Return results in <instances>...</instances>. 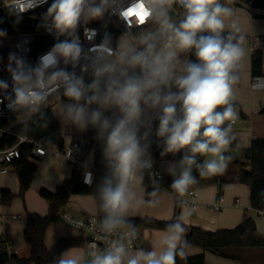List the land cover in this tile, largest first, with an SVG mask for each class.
<instances>
[{
	"label": "clouds",
	"instance_id": "clouds-1",
	"mask_svg": "<svg viewBox=\"0 0 264 264\" xmlns=\"http://www.w3.org/2000/svg\"><path fill=\"white\" fill-rule=\"evenodd\" d=\"M46 3L3 0L15 23L24 12ZM174 5L183 9L178 21L170 15ZM106 14L122 20L127 30L115 44L107 31L95 44L98 30L87 25L104 20ZM234 15V9L221 0H53L40 26L55 35L54 46L35 65L9 52L11 82L0 79V103L7 102L9 111L25 118L39 114L45 119L43 109L55 96L60 103L54 112L65 125L81 131L91 126L103 142L110 171L99 188L105 213L100 227L105 233L127 225L126 216L134 205L159 203L158 186L148 194V201L134 190L143 180L142 170L152 167L146 154L153 120H158L155 135L163 143L161 155L185 152L178 164L167 169L174 177L170 189L178 196L197 183L194 167L201 178L226 170L232 157L225 153L233 139L232 123L238 118L231 102L239 79L235 70L245 56V36ZM226 20H231L230 27ZM81 25L91 44L87 49L78 32ZM134 27L141 30L133 33ZM6 36V30L0 29V37ZM61 36L66 38L60 40ZM193 52L197 62L181 58ZM61 61L65 67H60ZM69 64L73 71L66 70ZM78 66L81 75L75 71ZM84 73L91 76L90 82ZM47 126L45 119L43 127ZM197 156L204 157L202 163ZM90 181L87 173L84 182ZM184 220L182 213L168 224L151 251L139 249L130 255L125 243L113 241L110 248L97 252L93 244L90 264H176L187 247ZM133 235L134 231L128 234ZM55 264H82V258L62 254Z\"/></svg>",
	"mask_w": 264,
	"mask_h": 264
},
{
	"label": "crops",
	"instance_id": "crops-1",
	"mask_svg": "<svg viewBox=\"0 0 264 264\" xmlns=\"http://www.w3.org/2000/svg\"><path fill=\"white\" fill-rule=\"evenodd\" d=\"M221 3L232 7L227 1L222 0ZM233 9L235 12L233 19L238 22L242 33L244 36L247 35L249 39L243 42L245 56L238 64L240 80L233 86V97L231 100L237 105L235 110L238 113V118L232 123L231 131V136L237 140V147L229 150L227 153L232 157V161L244 162L246 161L244 151L249 148L252 139H264V114L260 113L261 108L264 107V90L252 89L250 87L251 78L253 77L250 72V55L254 47V49H261L262 57H264V25L261 27L260 24L256 23L251 13L247 10ZM230 24L231 20H226V27H230ZM172 90L176 91L175 88ZM51 113L56 119L54 113L52 111ZM58 124L64 142L86 133V130L82 132L83 134L80 132L74 134L73 130L63 133L59 122ZM157 127L158 120H153L151 135H155ZM146 155L150 156L149 154ZM150 159L152 161V167L142 170V182L134 185L137 197L143 201L149 200L145 198V195L148 189H152L153 169L155 168L160 174H163L167 173L168 167L174 164L172 160L155 161L151 156ZM37 162V171L35 172L30 188L25 193V201H27V204H25V201H22L21 206L15 202L16 200L9 206L0 204V236L4 238L5 229L8 228L10 233V242H8L10 246L9 253L15 255V258L5 264H16V259L27 258L30 254V247L23 239L26 211L39 215H44L47 212V201L42 198L35 202L34 205H31L29 203L31 196L34 192L39 196L41 189L54 190L66 178L70 177L72 173L73 164L54 154H47L43 158L37 159ZM84 163L89 168L93 166L92 150L86 155ZM229 168L230 166L227 165L226 169ZM12 172H14L17 180L16 172ZM196 190L198 193V202L194 209L179 202L177 216L179 217L184 213L185 225L200 227L208 231H216L218 228H234L244 218H252L256 222L259 232L264 235V212L259 214L256 209L251 207L250 189L247 186L239 183L228 184L220 192L217 185H207ZM219 195L223 196L221 209L218 211L210 210L209 205L215 202ZM158 199L159 203L155 207L148 203L134 205L129 209L126 218L149 217L158 220L172 219L175 215V208L179 199L163 189L159 190ZM60 211L74 217L97 214L95 200L89 194L72 195L69 202ZM139 231L142 235V242L138 248L129 252L130 255H135L139 249L145 251L153 250L163 233V230L151 228H139ZM64 237H80L83 239V242L79 246L65 251L63 254L79 255L82 258V264H90L91 256L85 244V235L80 229L72 225L57 220L47 229L44 243L49 248L57 240ZM157 250L159 249L157 248ZM226 252L232 258L220 255L216 256L198 246L188 245L185 250V257L203 255L206 264H264V248H232L226 250Z\"/></svg>",
	"mask_w": 264,
	"mask_h": 264
},
{
	"label": "trees",
	"instance_id": "trees-1",
	"mask_svg": "<svg viewBox=\"0 0 264 264\" xmlns=\"http://www.w3.org/2000/svg\"><path fill=\"white\" fill-rule=\"evenodd\" d=\"M222 1V0H221ZM253 6L259 10H264V0H252ZM252 17L262 16L260 14L252 13ZM98 27L101 32L99 40L101 41L105 31L110 32L113 37V43L115 44L118 38V32L110 25L109 16L106 14L104 20ZM250 72L252 76L264 77V57H262L261 49H253L251 55ZM182 59H188L192 62H197L193 53H189L181 57ZM240 80L239 68L235 70ZM91 77L86 80L90 82ZM237 82V83H238ZM232 102V101H231ZM235 108L237 105L232 102ZM221 110V109H217ZM45 119L48 121V126L43 127L45 119H42L39 114L35 117V122H30L26 129H18L20 133H26L29 137L36 140L48 142L52 145L61 146L63 144V137L60 132V127L57 120L51 113L50 107L43 110ZM261 114H264V107L260 110ZM143 131V129L141 130ZM91 141V145L85 149L81 156V160L84 161L86 155L93 151V181L90 186L83 184L80 181L82 167L78 164H73V169L70 177L66 178L60 185L54 190L41 189L39 196L45 199L48 203L47 212L44 215L36 213H30L26 211V221L23 230V239L25 243L30 247V254L27 258L16 259V264H55V262L61 257V255L74 247L79 246L83 239L80 237H64L57 240L51 247H46L44 238L47 229L53 223L58 220V212L63 208L75 194H89L93 196L97 216L102 220L105 213L102 210V201L100 199L99 188L103 185L104 179L110 175L109 168L103 156V142L97 139L96 129L89 126L84 134ZM149 149L148 153L155 161L159 160H172L174 164H178L185 152L175 154L161 155L163 151V143L156 135L149 136ZM15 142V138L12 136H4L0 138V148L10 146ZM237 147V140L232 139V143L229 146V150ZM29 149L27 147L21 148V158L16 163V175L19 183V190L17 193L12 192L9 189H0V204L3 206H9L16 198H20L24 202L25 193L30 188L35 172L37 171V165L29 160ZM229 155V153H225ZM246 161L241 162L232 159L228 162L230 166L220 174L201 178L196 168H193V176L196 177L197 183L190 186V189L201 188L207 185H217L218 190L222 192L225 185L239 183L243 184L250 189V205L256 210H264V139H252L249 148L244 151ZM204 157L197 156V162L202 163ZM174 177L168 172L161 174L158 187L163 189L176 198H179L170 185ZM154 189H148L145 198L148 200V195ZM188 191L186 193H188ZM185 193V194H186ZM184 194V195H185ZM179 200L175 208V215L170 220H158L154 218H141L130 217L126 218L129 226L136 228H151L164 230L168 224L176 221ZM185 233L183 234V240L188 245H195L204 250L216 255L232 258L227 254L226 250L235 248H251L260 247L264 248V235H262L257 229L256 222L252 218H244L234 228H218L216 231H208L200 227L185 225ZM10 242V233L8 228L5 229L4 238L0 236V264H5L9 260L15 258L14 254L9 253L5 248V244ZM187 248V247H186ZM185 248V250H186ZM176 264H206L205 257L203 255H196L191 257H177Z\"/></svg>",
	"mask_w": 264,
	"mask_h": 264
},
{
	"label": "built area",
	"instance_id": "built-area-1",
	"mask_svg": "<svg viewBox=\"0 0 264 264\" xmlns=\"http://www.w3.org/2000/svg\"><path fill=\"white\" fill-rule=\"evenodd\" d=\"M229 3V0H226ZM53 0H47L46 4H43L35 9L28 10L22 14V19L19 23H15L16 17L9 14L8 9L3 6V0H0V29L6 30L7 36L0 37V79L10 80V75L7 72L8 54L9 52H17L22 55L29 64L35 65L38 57L49 51L57 39L54 34L49 33L44 27H41L42 16L47 11L49 5ZM233 8L247 10L249 13L264 14V10H259L253 6L252 0H232L230 4ZM183 9L178 5H174L171 11L173 19L179 20L182 18ZM100 22L91 21L88 23V28H94L98 30L94 43L99 44L101 36L98 24ZM110 25L118 32L120 37L126 30L125 23L116 16L109 17ZM144 28L150 27V25L143 26ZM140 28H133V33L140 31ZM78 32L81 38V42L85 49L91 46L90 42L84 37V26L81 25L78 28ZM65 36L59 37L60 40L65 39ZM20 45L27 51H22L17 48ZM254 49V47H253ZM252 49V50H253ZM60 67H65L63 61H61ZM66 70L73 71L71 64L66 66ZM77 75H81L80 67L75 69ZM85 81L91 76L84 73ZM250 87L252 89L264 90V77L253 76L251 78ZM11 91V89H9ZM2 99V96H0ZM60 100L57 97L50 98V107L53 103ZM6 103H0V138L8 135L15 138V142L10 146L0 148V175H6L16 169V163L21 158V148L27 147L29 149V160H37L43 158L47 154H54L62 157L72 164H78L82 167L80 181L90 186L93 181V168H89L84 161L81 160V156L85 149L91 145V141L85 135H80L72 138L67 142H63L61 146L52 145L48 142L36 140L29 137L26 133H20L18 129H26L30 122H35L37 114L25 118L21 113H14L7 109ZM47 107V108H48ZM46 109V108H45ZM44 110V109H43ZM87 173L91 174L90 183H85V176ZM161 174L154 168L152 178V188L158 186ZM198 193L196 189H190L188 193L180 196L178 199L182 204H186L192 209L198 202ZM223 204V196L219 195L215 202L209 205V209L212 211H218ZM259 214H262L264 210H256ZM58 220L63 221L69 225H72L80 229L85 235V244L89 251H93L92 245H95V251L102 252L110 248L113 241H119L125 243L128 252L138 248L142 242V235L139 228L129 225H122L112 233H105L101 230V219L97 215H88L82 217H74L63 211L58 212ZM134 235L130 238L129 232H133ZM4 248L9 252V244L6 243Z\"/></svg>",
	"mask_w": 264,
	"mask_h": 264
},
{
	"label": "rangeland",
	"instance_id": "rangeland-1",
	"mask_svg": "<svg viewBox=\"0 0 264 264\" xmlns=\"http://www.w3.org/2000/svg\"><path fill=\"white\" fill-rule=\"evenodd\" d=\"M226 2V0H224ZM171 15V14H170ZM254 21L258 24H260V26L262 27V25H264V15L262 16H259V17H253ZM101 20H97V21H94V22H100ZM249 37L246 35L245 36V41H248ZM60 103V100H58L57 102L53 103L51 106H50V109L51 111L54 113L57 121L60 123V126L63 130V133H67V132H70L71 130H73L74 134L77 132H84V131H81L79 130L78 128H76L75 126H71V125H65L61 120L60 118L55 114V109L57 107V105ZM83 134V133H82ZM32 163L36 164L38 166V162L37 160H31ZM0 189H9L11 190L12 192L14 193H17L18 192V182L15 178V174L14 172H10L6 175H0ZM35 190V189H34ZM39 199H42L38 196V194L36 192H34V194L31 196L30 198V204L31 205H34L35 202L39 201ZM17 203H19L21 206H22V200L20 198H16L15 199ZM24 201H25V197H24ZM25 204H27V201H25ZM20 206V207H21Z\"/></svg>",
	"mask_w": 264,
	"mask_h": 264
}]
</instances>
